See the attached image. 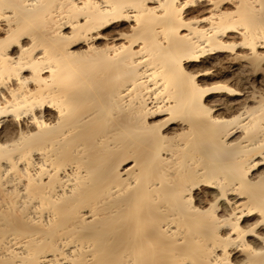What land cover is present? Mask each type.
<instances>
[{
  "label": "bare ground",
  "instance_id": "6f19581e",
  "mask_svg": "<svg viewBox=\"0 0 264 264\" xmlns=\"http://www.w3.org/2000/svg\"><path fill=\"white\" fill-rule=\"evenodd\" d=\"M0 264H264V0H0Z\"/></svg>",
  "mask_w": 264,
  "mask_h": 264
}]
</instances>
